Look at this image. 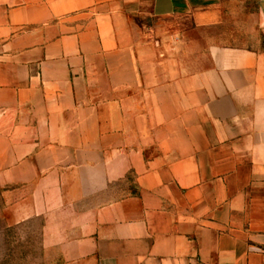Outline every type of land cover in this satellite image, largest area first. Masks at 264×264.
I'll return each mask as SVG.
<instances>
[{"label":"crops","instance_id":"obj_1","mask_svg":"<svg viewBox=\"0 0 264 264\" xmlns=\"http://www.w3.org/2000/svg\"><path fill=\"white\" fill-rule=\"evenodd\" d=\"M0 198L49 264H264V0H0Z\"/></svg>","mask_w":264,"mask_h":264},{"label":"rangeland","instance_id":"obj_2","mask_svg":"<svg viewBox=\"0 0 264 264\" xmlns=\"http://www.w3.org/2000/svg\"><path fill=\"white\" fill-rule=\"evenodd\" d=\"M126 190L118 191V196ZM0 264H49L46 250L41 245L39 224H18L10 222L3 210L0 198Z\"/></svg>","mask_w":264,"mask_h":264}]
</instances>
